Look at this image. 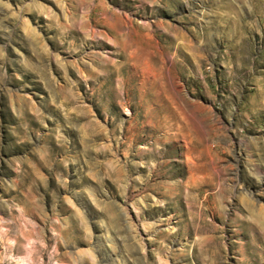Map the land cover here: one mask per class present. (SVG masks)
<instances>
[{
    "label": "rangeland",
    "instance_id": "1",
    "mask_svg": "<svg viewBox=\"0 0 264 264\" xmlns=\"http://www.w3.org/2000/svg\"><path fill=\"white\" fill-rule=\"evenodd\" d=\"M0 264H264V0H0Z\"/></svg>",
    "mask_w": 264,
    "mask_h": 264
}]
</instances>
